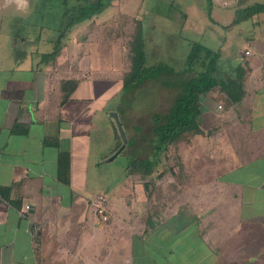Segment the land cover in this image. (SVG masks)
<instances>
[{"label":"crops","instance_id":"obj_1","mask_svg":"<svg viewBox=\"0 0 264 264\" xmlns=\"http://www.w3.org/2000/svg\"><path fill=\"white\" fill-rule=\"evenodd\" d=\"M144 2L114 0L44 56L55 49L58 23L51 33L43 25L33 46L30 36L8 40L6 19L20 10L0 0V187H9L0 191V264H264V9L240 14L264 0H186L180 8L186 78L195 72L187 69L192 44L200 43L220 55L215 75L242 77L245 91L232 103L219 86L201 97L203 131L186 140L183 188L176 164L162 160L150 180L132 174L129 163L122 179L112 167L101 174L123 142L112 110L128 136L119 154L152 156L157 111L141 117L123 100L111 104L151 79L124 89L127 41L142 23ZM30 9L29 2L24 12ZM109 26L121 34L112 52L99 43ZM157 27L152 22L143 34L149 63L165 53ZM167 183L174 193L159 192ZM92 186L108 197L107 220L87 208ZM151 198L161 203L155 210Z\"/></svg>","mask_w":264,"mask_h":264},{"label":"trees","instance_id":"obj_2","mask_svg":"<svg viewBox=\"0 0 264 264\" xmlns=\"http://www.w3.org/2000/svg\"><path fill=\"white\" fill-rule=\"evenodd\" d=\"M114 0H61L62 9L58 18V38L55 49L51 52H45L44 56H53L58 53L60 45L68 35L69 31L78 23L90 19L100 13L105 7ZM264 6L255 3L240 11L241 17H247L255 12L261 11ZM116 27L104 28L99 34L100 45L104 48H112L121 39L120 32H116ZM140 27H136L134 36L127 41L128 53H131V64L128 72L124 75V89L130 91L137 87L147 78L160 77L161 75L176 74L174 67L164 63H149L148 51L146 49L145 37L139 33ZM220 55L206 49L200 43H193L191 53L187 60V69L195 72L188 78H183L177 84L178 94L174 103L166 112H155L152 116L153 130L155 137L152 139V156L148 159H134L129 164V171L132 174L151 175L155 167L161 161V155L170 149L173 153H179V146L182 142L190 140L192 136L203 131L200 125L199 117L202 113L201 97L216 86L225 92L228 96V102L239 101L245 91L242 77L229 78L227 80L218 78L214 71L218 66ZM186 70V68H185ZM120 147V146H119ZM179 185L182 189L186 181V172L182 162L179 163ZM178 181V180H177ZM149 183L146 185L149 188ZM9 187H0L3 194H7ZM160 190V188H159ZM152 192V191H151ZM161 192V191H159ZM152 199L151 209H157L160 202Z\"/></svg>","mask_w":264,"mask_h":264},{"label":"rangeland","instance_id":"obj_3","mask_svg":"<svg viewBox=\"0 0 264 264\" xmlns=\"http://www.w3.org/2000/svg\"><path fill=\"white\" fill-rule=\"evenodd\" d=\"M97 1V0H92ZM120 2H128L130 7L135 3L140 2L141 0H119ZM31 9L30 11H13L11 16L7 17L5 25L11 31L8 34V40L15 36L29 37V45L34 44V36L39 33L40 28L43 25L47 26V31L52 32L49 29L54 23H58V18L62 9L61 0H29ZM132 3V4H131ZM145 5L143 8L144 15L141 19L139 33L145 34L148 31L149 25L154 22L157 24L158 34L155 38L157 43H160V46L164 49L165 53H160L159 57L156 58L157 63H164L171 65L177 71L176 74H163L160 77L151 78L149 82L141 86L136 90H132L127 94H122L123 96H115L112 103H118L119 100H123L124 104L128 107L130 111H133L136 115L143 117L142 115H151V111L156 110L157 112H166L171 106L170 104L174 103V100L178 94L179 89L173 88L174 80L173 78H178L180 81L183 78H186V73H183L181 68L183 65L182 56L184 55V50L186 48V43H184V38L186 37V30L181 32V24L179 20L181 18L180 14L186 13V9L182 11L180 8H186V0H145ZM122 8L123 5H121ZM146 7V9H145ZM123 11V9H122ZM186 16V14H185ZM130 20V26L137 25L136 19ZM135 27V26H134ZM32 38V40H31ZM155 60V59H154ZM171 83V84H170ZM177 87V84H176ZM173 102V103H172ZM117 111V110H112ZM118 112V111H117ZM111 113V111H110ZM119 114V113H118ZM122 114V111H121ZM120 116V115H119ZM123 116V115H122ZM114 118V117H113ZM115 120V119H114ZM124 125V124H123ZM128 131L131 128L136 129L135 127L128 126ZM125 128V126H124ZM126 130V129H125ZM127 134V132H126ZM140 147L145 145V141L141 140ZM171 149L167 152L162 153L161 160L170 164H176V170L179 171L177 164L184 162L183 152H186V142H182L179 146V153H173ZM134 156L132 153L126 154V152H121L115 158L110 160V162H105L104 168L101 170V174H109L112 167V173L116 176L117 179H122L123 166L130 162H133ZM109 163V164H107ZM186 164V163H185ZM111 165V166H109ZM168 166H170L168 164ZM161 170H164L162 167ZM170 172V171H169ZM155 173V172H154ZM153 173V176L155 175ZM172 173V172H170ZM170 175V178L176 177V174ZM152 176V177H153ZM151 175L144 176V179L150 180ZM117 183V182H116ZM115 183V184H116ZM131 187L133 188V180L130 179ZM130 188V185H122L121 189ZM175 187L171 183L165 184V186H160L161 192L165 193V190L168 192H175ZM98 189L95 186H92V190L89 191L88 196L86 197L87 208L94 207L95 204L93 199L96 198ZM141 194V193H139Z\"/></svg>","mask_w":264,"mask_h":264},{"label":"built area","instance_id":"obj_4","mask_svg":"<svg viewBox=\"0 0 264 264\" xmlns=\"http://www.w3.org/2000/svg\"><path fill=\"white\" fill-rule=\"evenodd\" d=\"M248 52V51H247ZM108 197L104 193H99L95 198V212L96 214L103 220H107L109 218V211H108ZM30 203H25L23 208L20 210L22 215H26L30 209Z\"/></svg>","mask_w":264,"mask_h":264},{"label":"water","instance_id":"obj_5","mask_svg":"<svg viewBox=\"0 0 264 264\" xmlns=\"http://www.w3.org/2000/svg\"><path fill=\"white\" fill-rule=\"evenodd\" d=\"M113 117H114V119H115V121H116V124H117V127H118V130H119V133H120V135H121V138H122V144L120 145V147H118V149L111 155V157L110 158H114V157H116L118 154H119V152L126 146V144H127V142H128V136H127V134H126V130H125V128H124V125H123V123H122V120H121V118H120V116H119V114H118V112L117 111H111V113H110Z\"/></svg>","mask_w":264,"mask_h":264},{"label":"clouds","instance_id":"obj_6","mask_svg":"<svg viewBox=\"0 0 264 264\" xmlns=\"http://www.w3.org/2000/svg\"><path fill=\"white\" fill-rule=\"evenodd\" d=\"M14 5L17 10L24 11L29 6V0H4V6Z\"/></svg>","mask_w":264,"mask_h":264}]
</instances>
